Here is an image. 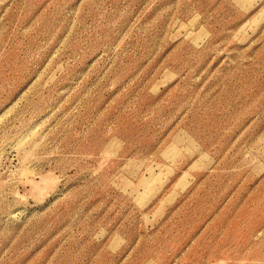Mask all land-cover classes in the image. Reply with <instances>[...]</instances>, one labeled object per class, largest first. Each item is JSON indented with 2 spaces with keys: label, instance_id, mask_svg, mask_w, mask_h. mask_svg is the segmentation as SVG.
I'll return each mask as SVG.
<instances>
[{
  "label": "rangeland",
  "instance_id": "obj_1",
  "mask_svg": "<svg viewBox=\"0 0 264 264\" xmlns=\"http://www.w3.org/2000/svg\"><path fill=\"white\" fill-rule=\"evenodd\" d=\"M0 264H264V0H0Z\"/></svg>",
  "mask_w": 264,
  "mask_h": 264
}]
</instances>
